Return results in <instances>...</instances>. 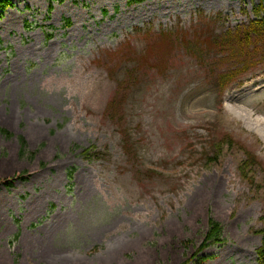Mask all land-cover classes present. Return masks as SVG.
<instances>
[{
	"label": "rangeland",
	"instance_id": "1",
	"mask_svg": "<svg viewBox=\"0 0 264 264\" xmlns=\"http://www.w3.org/2000/svg\"><path fill=\"white\" fill-rule=\"evenodd\" d=\"M12 1L0 18V264H257L264 64L222 92L213 40L264 0ZM222 131L237 143L211 161ZM239 143L261 163L247 177ZM211 221L221 242H206Z\"/></svg>",
	"mask_w": 264,
	"mask_h": 264
},
{
	"label": "trees",
	"instance_id": "2",
	"mask_svg": "<svg viewBox=\"0 0 264 264\" xmlns=\"http://www.w3.org/2000/svg\"><path fill=\"white\" fill-rule=\"evenodd\" d=\"M15 6L12 0H0V18L3 13L10 7ZM255 17L251 19L248 23H243L235 30H229L227 33L219 35L220 39L218 41L213 40V43L223 51L225 57V62L223 64L222 71H218L214 75V80L212 81L213 86L222 91L226 89L229 84L238 79L241 74L247 73L249 70L255 69L259 64H264V4L260 3L254 7ZM224 61V60H223ZM216 77V78H215ZM219 91V92H220ZM222 95V93L220 92ZM5 135H9V132L5 129H1ZM214 131V130H213ZM125 146L127 154H132L131 149L134 148V144L130 141L128 132H125ZM21 141V155L26 153V141L24 138H20ZM209 146L211 151H213L214 156L210 157L209 151L206 149L203 151V156L206 155L211 161L218 160L220 157V152L224 149L226 144H230L231 148L237 143L236 140L224 131L222 133H212L209 140ZM241 148V143H239ZM244 157L241 161V171L244 177H247V171L250 167L260 166L259 158L246 146L241 148ZM150 171L154 169H149ZM247 170V171H246ZM12 185V183H8ZM262 221L264 223V213L262 215ZM222 227L219 223L211 221L210 229L206 235V242H221ZM264 234V228L262 230ZM208 245H203L202 250ZM258 263L264 264V236L262 239V244L257 250Z\"/></svg>",
	"mask_w": 264,
	"mask_h": 264
},
{
	"label": "bare ground",
	"instance_id": "3",
	"mask_svg": "<svg viewBox=\"0 0 264 264\" xmlns=\"http://www.w3.org/2000/svg\"><path fill=\"white\" fill-rule=\"evenodd\" d=\"M255 253V252H254Z\"/></svg>",
	"mask_w": 264,
	"mask_h": 264
}]
</instances>
